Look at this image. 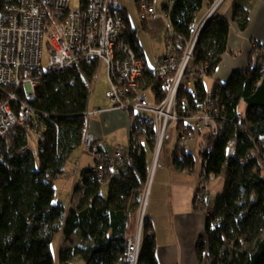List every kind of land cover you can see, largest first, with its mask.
<instances>
[{"label": "trees", "instance_id": "1", "mask_svg": "<svg viewBox=\"0 0 264 264\" xmlns=\"http://www.w3.org/2000/svg\"><path fill=\"white\" fill-rule=\"evenodd\" d=\"M218 1H168L163 7L170 24L165 44L168 53L182 58L202 11ZM255 1L235 0L233 4L232 22L241 31L250 24ZM118 2L110 0L123 15L125 37L138 58L144 60L137 29L131 25L127 9ZM134 3L140 13L144 4L153 7L155 0ZM3 6L4 0H0V12ZM230 27L217 9L201 30L193 53L194 66L208 67L209 78H214L229 52ZM250 54L247 68L236 70L225 83L216 81L211 93L205 90L203 80L199 84L200 101H214L219 111L218 131L202 136L200 157L203 165L207 162L208 176L226 178L206 219L205 237L197 244L199 264H264V44H257ZM99 67L100 63L93 61L65 74L42 69L24 72L38 81L36 100L30 106L40 115L33 127L44 140L26 149L30 132L16 125L8 138L0 141V264H124L126 243L138 228L139 199L149 183V158L156 150V127L151 117L130 113L131 161L125 174L106 170L101 176L85 170L74 189L71 208L55 203V183L64 177L72 153L83 146L85 113ZM148 68L151 71L143 76L141 87L159 102L168 80ZM7 100L0 86V105ZM241 103L246 108L240 114ZM11 106L19 113L16 103ZM232 141L238 145L230 158L227 149ZM171 158L177 171L195 173L196 159L188 149L176 145ZM104 188L107 195L102 193ZM200 197L206 196L199 190L196 210L205 213L208 206L198 204ZM143 226L139 264H159L149 217ZM58 237L63 245L56 254L53 245Z\"/></svg>", "mask_w": 264, "mask_h": 264}, {"label": "built area", "instance_id": "2", "mask_svg": "<svg viewBox=\"0 0 264 264\" xmlns=\"http://www.w3.org/2000/svg\"><path fill=\"white\" fill-rule=\"evenodd\" d=\"M224 1L219 0L213 6L209 17ZM72 2L4 0L0 12V86L8 100L0 105V141L7 139L16 125L29 131V137L33 136L37 142L44 140L42 133L33 127L40 115L30 106L36 100L38 81L23 75L24 72L42 69L57 75L65 74L81 63L93 61L104 66L111 85L107 96L113 109L151 117L156 127L157 152L145 194L139 199L138 229L126 243L123 260L124 264H139L152 178L157 166L161 165L158 155L170 138V132L172 129L176 131L177 146L184 150L195 139L208 132L216 133L219 128L216 116L219 111L214 108L215 102L200 101L202 91L199 84L208 67L204 64L200 68L194 66L193 53L204 25L195 29L180 60L168 53L155 63L153 73L168 80L163 86V97L155 102L154 95L141 87L143 76L151 70L138 58L125 37L127 26L119 10L110 4V0H79L77 8ZM140 14L142 21L153 22L165 17L147 4L141 7ZM167 24L170 26L168 21ZM45 52L48 59L43 68ZM14 103L18 105L19 113L12 109ZM83 140L84 149L95 163L90 171L101 176L106 170L117 174L127 172L131 160L124 149L113 154L105 152L90 133H85ZM237 145V141L229 143L228 157L235 156ZM26 149H31V145ZM202 168L201 189L206 193L208 182L214 177L207 175V162ZM64 176L70 175L64 171ZM197 201L200 206L207 203L203 197Z\"/></svg>", "mask_w": 264, "mask_h": 264}, {"label": "crops", "instance_id": "3", "mask_svg": "<svg viewBox=\"0 0 264 264\" xmlns=\"http://www.w3.org/2000/svg\"><path fill=\"white\" fill-rule=\"evenodd\" d=\"M234 2L235 0H226L218 8L219 14L223 15L231 23V27L228 41L229 52L225 54L223 62L215 73V82L219 81L225 83L236 70L246 69L253 48H255L257 44H264V0L255 1L252 8L253 11L249 18L250 24L245 31H241L238 24L232 22ZM153 7L156 8L155 5ZM211 9H204L202 11L195 29L206 24V21L210 18ZM163 15L165 16L164 18L167 24L168 18H166V14ZM130 20L132 22L131 16ZM145 26L149 33L158 30L160 27L158 20L153 21L151 25L147 22ZM133 27L137 29V26L135 27L133 25ZM137 37H139L138 29ZM139 43L142 48L144 63L147 67L153 69L157 60L163 58L165 54H153L152 58H149L147 49L144 47L140 37ZM240 53L248 57L247 61L240 60ZM102 68L105 69L104 66L100 65L98 72ZM106 77L108 83L107 74ZM110 87L111 85L109 83V88L105 90L103 99L100 97H92L91 99L90 95L88 102L89 107L85 113V117L86 133H90L97 139L102 150L113 154L118 149H123V146L128 144V142L130 146L132 116L127 112L113 109V105L107 96ZM242 106L243 112H245L246 106L244 103H241V107ZM29 142L31 148L37 143L33 136L30 137ZM174 149H172V151H167L164 159H162L161 167L158 169L153 180L154 183H152L153 185L150 188L151 194L148 200L147 215L152 222V226H154V233L157 241L156 258L159 264H199L197 244L201 237H205V222L207 219L206 212H197L195 205V197L197 195V187L200 183V179L198 178V181H194L192 176L195 173L190 175L174 169L171 158ZM85 153H87V151L83 146L72 153L64 169L70 176L69 178L64 176L62 179H71L73 177L76 179L81 170L83 173L85 170L94 167L95 163L89 153V157L91 158L90 163L84 164ZM149 159H151V157ZM73 193L74 191L72 192V196ZM212 208L213 207L208 206L207 210L211 211ZM77 264L82 263L77 262Z\"/></svg>", "mask_w": 264, "mask_h": 264}, {"label": "rangeland", "instance_id": "4", "mask_svg": "<svg viewBox=\"0 0 264 264\" xmlns=\"http://www.w3.org/2000/svg\"><path fill=\"white\" fill-rule=\"evenodd\" d=\"M226 1V0H225ZM169 3L168 0H155V7L157 9V11L160 14H165L163 12V7ZM118 4L124 6L128 12L129 15L132 18V26L134 25L135 27L137 26L138 29V33H139V37L141 38V41L144 45V47L147 49V53H148V57L152 58V55H166L168 53V49L166 47V35L167 32L169 31V25L166 24L165 18H159L158 22L160 27L158 28V30L149 33L146 29H144L145 25H143V21L141 20V14L139 13V9L136 6V3H134V0H119ZM79 5V0H73L72 2V6L74 8H77ZM151 23H153L152 21L148 22V24L151 25ZM159 34V36H158ZM240 60H244L247 61L248 57H246V55L240 53ZM48 59V53L45 52V55L43 57L42 63H43V68L46 67V61ZM151 61V60H150ZM152 63V61H151ZM153 64V63H152ZM99 75L97 77V79L95 80L94 84L92 85L91 91H90V95H91V99L96 98V97H100L103 99L104 97V93L105 90L107 88H109V82L107 83V77L106 74L107 72L105 71L104 68H102L99 71ZM204 83H205V89L208 91V93H211L214 89V83H215V78H209V77H204ZM238 111H240L241 113L244 111L243 110V106L241 107V105L238 108ZM240 113V114H241ZM170 138L164 143V145L162 146L163 148L161 149L159 155H158V159L159 162L162 161V159H164V156L166 155L167 151H172V149H174L175 145H177V136H176V131L174 129H172V131L169 134ZM201 138V137H200ZM202 141L201 139H195L194 142L189 144L188 150L192 153L193 157H195L196 159V172L195 174L192 176V178L194 179V181H198L200 179V183L197 187V190L201 191V195L204 194L205 200L207 199V206L209 207H214L215 205V198L216 196L222 192L223 187H224V183H225V175H222L220 178L216 179L214 178L213 180H210L208 182V187H207V192L204 193V191H202L201 189V173L203 171V161L202 158L200 157V151L202 146L200 145ZM34 143V142H33ZM157 146V144H156ZM123 149H125L126 153H128L129 149V142L128 144L123 146ZM157 152V148L155 150V152L153 154L150 155L151 159L149 161V169H152L153 166V162H154V158ZM90 157L88 152L85 153L84 156V164H89L90 163ZM161 167V166H160ZM160 167L157 166V168L155 169V174L154 177L152 179V181L155 178V175L158 171V169H160ZM152 171V170H151ZM82 170L80 171L79 176L75 179V177L68 179V178H64L62 180H57L55 185H56V194H55V203L57 204H61L62 206L66 207V208H71V202L73 200V196H72V192L74 191L75 187L79 185L81 178H82ZM81 175V176H80ZM199 178V179H198ZM154 183V181L152 182ZM153 185V184H152ZM151 185V186H152ZM151 190V189H150ZM102 193L104 195H107V188H104ZM151 194V191H150ZM204 198V197H203ZM198 202V201H197ZM200 203V202H198ZM206 205V204H205ZM207 217L209 216V214H211L210 210L205 211ZM63 245V242L60 241V237L56 238L54 245H53V252H55L56 254L58 253V248Z\"/></svg>", "mask_w": 264, "mask_h": 264}]
</instances>
